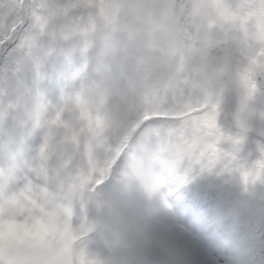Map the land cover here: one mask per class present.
I'll return each mask as SVG.
<instances>
[{
	"label": "clouds",
	"instance_id": "1",
	"mask_svg": "<svg viewBox=\"0 0 264 264\" xmlns=\"http://www.w3.org/2000/svg\"><path fill=\"white\" fill-rule=\"evenodd\" d=\"M214 8L211 0H95L87 9L96 32L76 90L93 102L107 90L108 103L99 111L109 143L97 145L95 132L85 133L92 154L81 152L82 173L104 168V178L95 184L101 173L93 171L94 179L76 195L88 226L102 233L103 264H186L169 251L179 245L168 192L192 172L188 160L196 147L190 142L203 146L211 138L198 117L222 103L221 90L233 98L244 91L234 60L217 46L223 21ZM209 22L216 28L210 30ZM85 40L78 36L77 46ZM230 116V126L244 125L245 103L234 100ZM43 203L55 209L53 221L61 226L58 204L64 201ZM214 221L224 229V264H264V197L237 188ZM252 221L258 222L255 233Z\"/></svg>",
	"mask_w": 264,
	"mask_h": 264
},
{
	"label": "snow or ice",
	"instance_id": "2",
	"mask_svg": "<svg viewBox=\"0 0 264 264\" xmlns=\"http://www.w3.org/2000/svg\"><path fill=\"white\" fill-rule=\"evenodd\" d=\"M95 0H0V50L10 51L14 56L13 75L6 85H0V264H36L34 256L39 254L36 247L44 236L39 229L42 226L39 216L33 223L28 217L6 210L16 195V191L5 186L10 158H24L27 140L37 131L41 134L39 144L28 158V166L18 172L21 193L31 191L39 194L48 192L56 186L59 174L55 171L57 157L51 150L49 128L45 132L37 121L25 116L21 103L31 101L37 110V117L47 115L48 125L55 126L64 119L79 121V137L74 130L72 139L78 141L77 150L92 154V147L84 135L85 129L95 132L97 145L108 146L109 140L103 133L104 116L93 105L88 104L85 110L79 105L86 103L87 98L82 91L75 90L68 94V116L65 108H53L35 87L39 78L38 68L40 54H48L51 47L44 48L41 38L50 37L55 41H70L78 47L76 40L85 30V21L90 12L87 9ZM84 53L87 43L78 47ZM257 69L245 78L244 103L248 118L241 127L222 123L219 110L214 119L215 131L203 146H197L193 139L191 146L196 147L190 154L188 164L190 170L211 172L220 165L221 172L237 174L244 191L257 182L264 184V57L254 61ZM31 63L35 72L32 85H28L21 77L24 65ZM87 70V65L84 66ZM51 109V111H50ZM227 120V114L223 113ZM252 121L258 122L260 140L256 142L254 153L246 150L245 141ZM241 128L243 130H241ZM117 151H119L117 149ZM108 163H111L109 161ZM100 172L95 184L103 180L104 168L90 169L87 175L77 171L74 175L79 180L80 189L94 179L92 172ZM189 175L181 177V183L187 182ZM72 212L65 221V230H70L75 243L73 245L72 264H103L88 254L85 244L87 233L91 228L87 218L82 214L84 203L73 197ZM215 237H208L209 246L216 244ZM224 249L222 245H218Z\"/></svg>",
	"mask_w": 264,
	"mask_h": 264
},
{
	"label": "rangeland",
	"instance_id": "3",
	"mask_svg": "<svg viewBox=\"0 0 264 264\" xmlns=\"http://www.w3.org/2000/svg\"><path fill=\"white\" fill-rule=\"evenodd\" d=\"M100 2L102 3L103 0H100ZM211 3L215 6L214 11L223 21L219 25L221 35L224 34L233 42L239 52V58L246 60L251 66H257L254 61L264 57V0H211ZM88 19V25L82 34L86 38L85 41L87 43L84 53L78 47H73L70 41H55L48 36L41 38L44 48L51 47L52 51L48 52V54H43V52L40 54L39 78L35 87L53 108L64 107L65 117L68 116V94L78 88V81L75 77L80 74L81 70H84L85 65H87L88 69L89 52L93 43L90 37L94 36L96 32V25L91 19V13ZM214 28H216L215 23L209 22V29L212 30ZM104 39H107V37H104ZM255 52H260V55L255 57ZM0 53L3 56L4 54L5 56L7 55L8 58L6 62L1 63L2 66L0 65V85H6L13 75L14 56L10 51L0 50ZM226 54L232 59L228 53ZM45 68H47V71L44 72ZM74 69L77 70L73 71ZM235 70L238 76V86L243 88L245 79L242 77L241 68L235 64ZM20 75L31 86L35 76L32 64L24 65ZM220 95L223 97L222 103L214 104L211 112L204 113L201 117H198L200 126L207 129L209 134L215 131L214 119L218 110L221 122L230 126V112L234 100L244 103L239 91H237L234 98L224 93L223 90H221ZM84 96L87 98V102H82L79 105L81 110H85L88 104L100 110L101 107L107 105L109 99L107 90L99 95L97 102H93L87 95ZM21 107L25 116L37 121L45 132L50 128L52 135L49 137V143L55 142L60 149L59 152H53L57 157L55 171L58 172L59 179L56 186L48 192L36 194L31 191L21 193L17 190L19 188L18 172L28 166L26 160L30 158L40 142L41 134L37 131L27 140L24 158L13 157L7 162L9 170L5 177V186L16 191V195L15 199L6 205V210L28 217L29 223H33L34 218L37 216L41 218L42 226L39 231L44 236V240L36 245L39 249V254L33 257L36 264H72L73 245L75 242L69 239L72 232L65 230V221L72 212V199L73 197L78 198L76 193L77 189L80 188L79 180L74 173L82 171L81 152L77 150L78 141H74L71 138L74 130L79 137L80 122L64 119L57 125L50 127L47 123V115L38 118L36 107L31 101H22ZM199 107L205 106L200 105ZM237 107H239V103ZM224 112L227 114L226 121L223 119ZM257 124L258 122L256 123V121L251 122L245 141L246 150L253 151V154H255L256 142L260 140V130H258V133L253 130L259 128ZM86 132L91 131L86 128L84 135ZM220 167V165H217L211 172H202L194 167L191 174H189L190 178L184 184L185 188L187 186L190 191H194L196 196H198L199 204L196 207L191 205L196 202V199L187 200V206L175 207L174 201L179 200L181 196L177 195L175 191L172 193L168 192L171 196L167 195V200L175 222V237L179 245V247L169 251L171 254L185 257L186 264H224L225 249L219 248L220 241L209 246L201 235V226L207 221H214L217 210L223 208L233 192L237 188H243V186L237 174L221 172ZM110 185L111 181L105 184V188L110 189ZM249 188L252 189L253 195L264 197V184L257 182L254 186H249ZM23 193H28L29 199H22ZM38 196L41 198L38 199ZM47 199L64 201V203L58 204V208L64 218L63 224L59 227L53 221L55 209L50 211L44 207L43 201ZM203 207L206 209L207 214L203 217L204 220H200L201 223L196 225L194 222L198 220H195V217L199 215H196L195 211ZM189 208L192 209L189 210ZM34 210H39L43 215H35ZM257 224V221L250 222L249 231L257 232ZM220 228L215 223L207 233H204V236L207 237L206 240L211 236L210 234H215V231H218L216 235L219 237L223 236V229L221 230ZM88 233L92 235L87 238L85 244L88 254L103 262L104 245L102 233L92 229ZM215 238L219 240L217 236ZM213 247L219 248L218 252ZM154 255L159 256V251L156 250Z\"/></svg>",
	"mask_w": 264,
	"mask_h": 264
},
{
	"label": "trees",
	"instance_id": "4",
	"mask_svg": "<svg viewBox=\"0 0 264 264\" xmlns=\"http://www.w3.org/2000/svg\"><path fill=\"white\" fill-rule=\"evenodd\" d=\"M256 123H257V122H256ZM257 125H258V124H257ZM253 130H254V131H256V132H258L259 128H258V129H256V130H255V129H253Z\"/></svg>",
	"mask_w": 264,
	"mask_h": 264
}]
</instances>
